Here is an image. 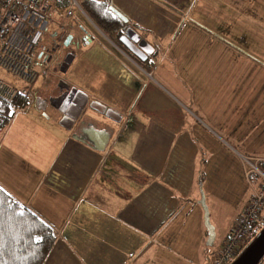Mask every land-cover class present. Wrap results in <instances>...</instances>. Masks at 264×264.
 I'll list each match as a JSON object with an SVG mask.
<instances>
[{
    "label": "crops",
    "instance_id": "obj_1",
    "mask_svg": "<svg viewBox=\"0 0 264 264\" xmlns=\"http://www.w3.org/2000/svg\"><path fill=\"white\" fill-rule=\"evenodd\" d=\"M107 1L153 46L150 68L77 7L91 28L79 25L83 46L76 27L70 28L71 48L79 47H64L55 60L51 70L64 81L55 86V107L34 93L43 78L31 89L29 107L1 130L0 182L55 228L57 240L44 264H205L210 246L200 183L210 216L214 212L219 220V186L230 189L226 175L215 180L220 167L226 173L234 169L245 183L240 156H264L262 145L248 150L245 135L238 133L248 119L241 116L234 125L229 116L219 119L230 99L236 101L232 109L258 108L247 97L262 92L258 81L245 87L243 97L228 94L237 92L235 80L252 65L264 66V0ZM48 29L58 43L57 21H48ZM65 53L74 57L62 74ZM41 62L39 77L47 71ZM0 75L21 85L4 70ZM73 88L74 96L85 93L89 101L119 112L121 120L85 108V125L69 128L60 106ZM84 128L91 139L81 137ZM219 155L230 156L232 163L220 164ZM11 157L19 160H5ZM248 189L225 236L251 196Z\"/></svg>",
    "mask_w": 264,
    "mask_h": 264
},
{
    "label": "built area",
    "instance_id": "obj_2",
    "mask_svg": "<svg viewBox=\"0 0 264 264\" xmlns=\"http://www.w3.org/2000/svg\"><path fill=\"white\" fill-rule=\"evenodd\" d=\"M74 6L80 8L77 0H72L71 6L66 10L67 17L73 14ZM51 9L49 0H8L0 5V72L4 70L10 73L29 91L40 74L33 66L32 53L47 29ZM68 25H71V22L59 23V27L64 31L59 44L62 51L64 40L69 34ZM57 58L58 55L51 54L44 72L55 69L53 65ZM17 87L0 75L1 98L11 100ZM261 160L264 162V158ZM246 161L251 163L247 158ZM252 172L258 176L257 185L249 178ZM245 174L249 181L251 196L225 239L209 248L210 264H228L264 224V168L261 165H252L248 169L245 167Z\"/></svg>",
    "mask_w": 264,
    "mask_h": 264
},
{
    "label": "trees",
    "instance_id": "obj_3",
    "mask_svg": "<svg viewBox=\"0 0 264 264\" xmlns=\"http://www.w3.org/2000/svg\"><path fill=\"white\" fill-rule=\"evenodd\" d=\"M6 1L8 0H0V5ZM49 2L52 5L51 11L55 10L57 16H63L72 4V0H49ZM79 3L91 20L108 37L125 49L119 42V37L129 22L124 21L110 8L111 2L107 0H79ZM60 31L59 41L64 33L63 30ZM44 48L41 51L42 54L40 55L41 52L38 54L37 62L42 61L41 63L46 68L48 62L45 55L47 51ZM125 50L146 69L150 68L149 58L142 61L127 49ZM33 99L32 91L25 89L22 83L17 87L11 100L0 97V132L10 123L15 113L26 110ZM261 167L264 168V162L261 163ZM0 189H2L0 191V253H2L3 261L6 264H44L57 240L55 228L1 182Z\"/></svg>",
    "mask_w": 264,
    "mask_h": 264
},
{
    "label": "rangeland",
    "instance_id": "obj_4",
    "mask_svg": "<svg viewBox=\"0 0 264 264\" xmlns=\"http://www.w3.org/2000/svg\"><path fill=\"white\" fill-rule=\"evenodd\" d=\"M77 2L79 3V0H77ZM79 5H80V3H79ZM78 8L77 7L74 8V11L76 12L74 17L76 19L74 17H71V16H70V18L67 17L66 13L63 16H61V19H60L58 16H56L55 10H52L49 21H50V24H51V22H56L57 21L58 26H59V23H61L62 21H64L65 23L66 22H71V25H68V28H69V32L68 33H70V28L74 31L75 30L74 28L76 27V31L79 32L78 35L81 36L80 45L83 46L84 36H82L81 27L79 25H84V27L91 28L90 27L91 23L89 21H87L86 19H84V17H82L81 12L83 14H85L89 19H91V18L83 10L81 5H80V8H79L81 12L79 11ZM77 19L79 21H77ZM72 20L77 21V24L75 26H73V27H72ZM54 24L50 25L49 28L54 26ZM60 29H62V28H60ZM60 41H61V39H60ZM60 41H59V43L55 42V36L51 35V33L49 32V29L44 31V34H43V36H42V38L40 40V43L36 46V48L34 49V51L32 53V57H33V60H34L33 61L34 67L36 69L41 68L37 61L39 60V55L38 54L43 50V47H48L50 49V51H51V49L54 48L56 46V44H57L58 45L57 49H56L55 52H52V54L55 55V56L58 55V57H59L60 51H62L60 46H59ZM73 45L74 46L72 48H71V45L70 46H65V48L69 51L71 49L75 50V48L79 47V44L73 43ZM68 51H67V53H69ZM67 53H65L63 55V60H64V56L67 55ZM247 65L248 64L244 65V63H243V66L247 67ZM255 73L256 74L261 73L262 75H264V66L261 67V68H257L254 65H252L250 71L245 73L241 78L238 77L235 80V82H234L236 84V88L235 89L237 90V92L236 93H229L228 94L229 97H233V98H236V99L238 97H243L244 93H242V92H244L245 87L247 85L251 84L252 81H258L259 83L264 84V79H263L264 76H255ZM62 74H64V72H62ZM156 74L157 73L154 72L155 76H156ZM55 78H58V77L55 76V70L53 71L51 69H48L45 74H43L41 77H39L38 80H36L38 82H41V80L43 79L41 85L44 86V87H42V86H38L37 87V84L34 87V93H37L39 96L43 95L44 97L48 98L49 104L50 105L52 104L54 107H55L54 104H55V93H56L55 92L56 91L55 90V86L56 87L60 86L61 82H64L62 80H58V79H55ZM13 84H15V83H13ZM47 86H49V91L44 90ZM248 96H251L253 101L256 100V102L258 104L257 110H251V108H249V107L248 108H244V106H242L238 110L237 109H232V106L234 105V103L236 101H233V100L230 99L229 102H228V104H229L228 107H224L223 109L222 108L219 109V112H220L219 113V119L220 120L227 119L228 116H229L230 119H228L227 122L231 123L232 125L236 124L239 121V118L241 116H243L241 118V120L248 119L250 124L245 123V125L242 126L238 130V133L240 135H243V136L245 135V138L247 139L246 142L248 143V145L251 146L250 148H247V149L250 150V149H253V147H255L257 145H262V147H264V143L260 142V141L264 142V88H262V92L261 93H256V94L255 93H253V94L247 93V97ZM226 101H227V99H225V102ZM256 102H254V103H256ZM15 115L17 116V115H19V113L16 112ZM63 116H64V114H63ZM15 120L16 119L11 120L9 125H11V123H13ZM249 130H250V132H248ZM232 143L234 145L236 144L235 142H232ZM236 147L239 148V149H242V150L244 149L242 146H236ZM231 152L233 153V156H234L235 161H236L237 157H238L237 154H235L233 151H231ZM219 156H217L215 158V160L217 162H220V164L227 165L228 163H225L226 161H229V163H232V160H231L230 156L227 157V160L222 155H219ZM240 157L242 158L243 163L245 165H247L246 166L247 169H248V167L249 168L252 167V165L260 166L261 162H262L261 159L264 158V156H253V157L252 156H245V159H244V156H240ZM246 158L248 160H250L251 163L247 162ZM5 160L6 161L11 160V162H12V161H17L19 159H17V157H11V158H7ZM236 163H237V161H236ZM224 171H226V168L221 166L220 167V172H218V176L215 177V180L218 181V182H222L221 179H220V175L221 174L226 175L227 178L229 177L227 181L229 182L230 189L224 190V188H222L221 186H219V189H218L219 195L222 197L221 200L223 202V203L221 202L222 203L221 211H223V215L218 220L215 217L214 212H213V214L211 216L209 214L211 223L212 224L216 223V224H214V226H215V231H216L215 242H217V243H220L224 239L225 232H226V229H227V227H228V225L230 223V220H231L233 212L235 210H238L244 204L245 199H246V198H244V196H245L246 192L247 193L249 192L248 188H250L249 182L247 183L248 179H247V181L245 183H243V180L241 179L239 174L234 172V169H232V172H230V170H229V173H226ZM0 173H1L0 174L1 181H4L3 177H2V174H3V160H0ZM249 178L255 185L258 184V176L256 175V173L252 172L250 174ZM227 181H226V183H227ZM203 190H204V188H203ZM204 192H205V190H204ZM209 202H211L210 199H209ZM209 213H210V211H209ZM240 213H239V215H240ZM259 229L260 228H258L257 231ZM206 261H207V259H206ZM261 264H264V260H263V262Z\"/></svg>",
    "mask_w": 264,
    "mask_h": 264
},
{
    "label": "water",
    "instance_id": "obj_5",
    "mask_svg": "<svg viewBox=\"0 0 264 264\" xmlns=\"http://www.w3.org/2000/svg\"><path fill=\"white\" fill-rule=\"evenodd\" d=\"M110 8L115 11L124 21H127V18L118 10L116 9L113 5L110 6ZM73 40V34L69 33L65 40H64V45L69 46ZM119 42L127 49L129 52L134 54L137 58H139L142 61H145L147 57L153 52L154 48L149 44L145 39H142L141 36L137 33L135 29H133L131 26H128L124 33L119 37ZM119 47H121L119 44L115 43ZM57 44L54 48L50 49L48 47H45L44 50L47 51L45 55V59L47 61L50 60L51 54L48 52H54L57 49ZM121 49L126 52L128 55H130L125 49L121 47ZM42 52L40 53V55ZM131 56V55H130ZM73 54H67L64 57V60L60 64L59 69L62 72L66 71V67L69 63H71L73 59ZM73 92H77L76 88H73L64 98L61 108H63V105L67 104L68 102H72L75 100L73 95ZM81 95L84 96V100L82 104L79 106L77 109L76 114L74 115H67L64 114L65 116L62 117L63 120L67 118L70 121V125L68 127L70 128L75 121L79 118L81 113L85 108H89L91 110H94L101 115H104L106 118H109L114 121H120L122 118V115L117 112L116 110L108 107L107 105L103 104L102 102L98 100H92L89 101L88 96L79 91ZM74 99V100H73ZM43 108V107H42ZM60 110L64 113L65 111L63 109ZM61 120V123L63 125H66L64 121ZM66 121V120H65ZM76 137H79V135H76ZM101 145V142L98 143ZM104 144V142L102 143ZM106 144V143H105ZM104 144V145H105ZM103 145V146H104ZM103 146H100L102 148ZM200 192H201V198H200V203L203 206L204 209V221L205 225L207 226L208 229V239H207V244L211 247L214 244L215 237H216V231H215V226L211 223L210 221V216H209V209L206 204L205 200V192L202 188V184L200 183ZM209 253L208 251L207 254V261L205 264H210L209 260ZM264 260V224L260 227V229L253 235V237L241 248V250L237 253V255L228 263V264H261Z\"/></svg>",
    "mask_w": 264,
    "mask_h": 264
},
{
    "label": "flooded vegetation",
    "instance_id": "obj_6",
    "mask_svg": "<svg viewBox=\"0 0 264 264\" xmlns=\"http://www.w3.org/2000/svg\"><path fill=\"white\" fill-rule=\"evenodd\" d=\"M127 28V27H126ZM125 31V30H124ZM124 33V32H123ZM65 47V46H64ZM63 50H64V48H63ZM51 54H52V52H51ZM149 57V56H148ZM147 57V58H148ZM75 98V100L74 101H72V102H68L67 104H65L66 105V108H65V105H63V107L64 108H61V109H63L65 112L63 113V114H67V115H74V114H76V112H77V109L79 108V106L82 104V102H83V100H84V98H82L81 96H76V97H74ZM65 116V115H64ZM86 113H85V109L83 110V112L81 113V115L79 116V118L75 121V122H81L82 124H84L85 125V121H86ZM65 120H66V122L67 123H70V121L67 119V118H65ZM83 135H81V137H83L85 140H89V139H91V134H90V132L88 131V129H83Z\"/></svg>",
    "mask_w": 264,
    "mask_h": 264
},
{
    "label": "snow or ice",
    "instance_id": "obj_7",
    "mask_svg": "<svg viewBox=\"0 0 264 264\" xmlns=\"http://www.w3.org/2000/svg\"><path fill=\"white\" fill-rule=\"evenodd\" d=\"M0 191H2V189H0ZM0 264H6V262L2 259V253H0Z\"/></svg>",
    "mask_w": 264,
    "mask_h": 264
}]
</instances>
